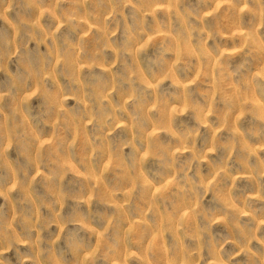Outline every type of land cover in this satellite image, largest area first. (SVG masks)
<instances>
[{
	"label": "rangeland",
	"instance_id": "374dc122",
	"mask_svg": "<svg viewBox=\"0 0 264 264\" xmlns=\"http://www.w3.org/2000/svg\"><path fill=\"white\" fill-rule=\"evenodd\" d=\"M0 264H264V0H0Z\"/></svg>",
	"mask_w": 264,
	"mask_h": 264
}]
</instances>
